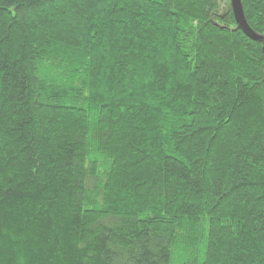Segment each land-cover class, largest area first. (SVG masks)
Masks as SVG:
<instances>
[{"label":"trees","instance_id":"16d2710c","mask_svg":"<svg viewBox=\"0 0 264 264\" xmlns=\"http://www.w3.org/2000/svg\"><path fill=\"white\" fill-rule=\"evenodd\" d=\"M0 0V264H264V0Z\"/></svg>","mask_w":264,"mask_h":264},{"label":"water","instance_id":"95a60500","mask_svg":"<svg viewBox=\"0 0 264 264\" xmlns=\"http://www.w3.org/2000/svg\"><path fill=\"white\" fill-rule=\"evenodd\" d=\"M230 7L234 16V19L238 25V28L250 39L259 41L263 37L256 34L247 24L243 12V6L241 0H230Z\"/></svg>","mask_w":264,"mask_h":264}]
</instances>
